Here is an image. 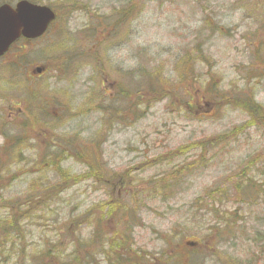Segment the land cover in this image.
I'll return each instance as SVG.
<instances>
[{
  "label": "rangeland",
  "instance_id": "374dc122",
  "mask_svg": "<svg viewBox=\"0 0 264 264\" xmlns=\"http://www.w3.org/2000/svg\"><path fill=\"white\" fill-rule=\"evenodd\" d=\"M31 1L57 8L62 19L0 59V133L10 136L11 148L21 146L15 155L31 159L22 166L27 170L42 164L47 148L77 147L71 157L80 148L70 140L93 137L92 147L103 154L101 170L115 183L106 188L67 158L61 166L76 181L32 209L16 210L17 201H32L28 196L38 188L27 191L28 183L38 175L12 182L10 166L12 175H0V220L6 225L5 218L18 216L23 237H13L0 261L262 264L264 198L254 205L234 186L248 178L264 185V0ZM125 6L135 8L110 33ZM104 37L108 44L98 51L95 42ZM97 52L99 70V57L98 65L90 57ZM143 76L166 83L168 91L155 96L142 87ZM132 86L141 91L136 117L127 112ZM233 98L249 100V110ZM38 107L42 113L32 123ZM18 135L26 141H16ZM32 142L36 148L26 149ZM40 176L59 181L54 172ZM109 203L124 207L112 218ZM77 246L86 249L70 254ZM46 248L59 260L51 254L41 260Z\"/></svg>",
  "mask_w": 264,
  "mask_h": 264
},
{
  "label": "trees",
  "instance_id": "16d2710c",
  "mask_svg": "<svg viewBox=\"0 0 264 264\" xmlns=\"http://www.w3.org/2000/svg\"><path fill=\"white\" fill-rule=\"evenodd\" d=\"M125 7H126L125 9L121 10V13L118 16V18L116 20H114L113 23L111 24V32L110 33H112V31L116 32V30L117 31L120 30V24H122L128 17H130L129 16V10L132 11L131 9L135 8V6H133V7L132 6H125ZM54 9L58 13V21L61 20L62 19V15H61L60 11L57 8H55V7H54ZM110 37L112 38L111 35H110ZM104 38H105L106 41H102L101 42V40H100V41H96L95 42V45L98 44V51H101V47H105L108 44L107 41L109 40V38H107V37H104ZM90 57L95 60V63L97 65H98V58L97 57H99V65L97 66V69L99 70L100 66H101V64L103 62V60L100 57V53L97 52V54H95L94 56H90ZM178 63H180V62H178ZM182 64L184 65L185 62L182 61ZM8 65H5V66H8ZM8 68L13 69L12 65H10ZM99 75H101V74L99 73ZM142 87H147V89L154 90L156 92L154 94L155 96L157 94H159V93H163L164 91H168L166 89V83L159 82V80H154V79H152V77L149 78V76H143ZM138 90L139 89H136V91H135L133 89V86H132V89H128V91H129L128 94H129L130 98H127V103H126L127 104V112L130 113V114H134L135 117L136 116H140V112H141L140 109H138V106H137V103L139 104V102H137L138 101L137 100V94L138 93L140 94V92H141V91L138 92ZM132 94H133V98H131ZM141 94L143 96L145 95V93L143 91H142ZM147 95L148 96H152L150 93H148ZM228 97H225V98H228ZM32 99L34 100L36 98L33 97ZM128 99H130V100H128ZM228 99H230V97ZM234 99H237L239 104H240L239 106H241L245 110H249V107L252 104L246 98H233V100ZM32 103H33V101H32ZM44 104L47 105V102H44ZM111 110H115L117 113H119V115L121 117L123 116V113H122L121 109L117 110L116 107L115 108L108 107L107 111L110 112ZM41 113H42L41 107L35 108V113H34V111L32 109V118H37V120H33L32 119V123L39 121V115ZM111 114L113 115V113H111ZM45 133H46V138L49 141V139H50L49 138L50 137L49 132L48 133L45 132ZM58 138H59L58 141H61V138L60 137H58ZM223 138H225V137H223ZM93 140H94L93 137L90 138V140H89V138L88 139H83V140H81L80 138L75 139V140H70L71 142H74L80 148L79 149L80 152L77 153L76 155L71 156V157H69L72 154L71 152L73 150H77L76 149L77 147L68 146V148H66L65 150L61 149L60 151H54L53 149H48L47 148L48 151L45 152L44 158H40L38 160V161H42V164H34V166L29 168L28 170H27V168H24L22 166L25 163H27L29 160H31V159L29 157H23V155L21 153H19V154L16 153V155H15V153H14L15 150L20 148L21 146L20 147L19 146L12 147L10 149V157H12V161L10 163H5L2 160H0V165L7 164V166H0V175L3 176L4 172H6V173L9 172V174L12 175V169L10 168V166H12L14 164H15V166L13 167V175H12V178H11L12 182L14 180H16L17 178H20L21 176H24V175H38V177L33 178V181H30V184L28 183V187L29 188H28L27 191L35 190L34 189L35 187L38 188V189H36L34 191V193H31V195L28 196V197H31L30 200H32V201H29V200L26 201L27 199H25V201H23V202H21V200L17 201L16 203L13 204V206L16 207V210H17L18 207H20V208L25 207L24 210L32 209L33 208L32 205L38 204L44 197L47 196V194L50 191H52V190L53 191H55V190H61L62 191L63 186H66L67 184L71 185L72 183H74L76 181L77 178L70 171L64 169L61 166V162L60 161H62V160L64 161L67 158H69V159L70 158H72V159L75 158V160L80 162V164H82V166H84L86 168V170L83 169V172H82L84 175H87L88 173L94 174V176L96 177V180L104 183V186L106 188L110 187L111 184H114L115 183V176H106L107 173H105V171L101 170V167L103 166L102 165L103 164V154H102V152H98V150L96 148L92 147ZM16 141H18L20 143H23L26 140H25V138H23V137L18 135ZM35 145H36V143L32 142L30 144L25 145V147H26V149L30 148L31 150H34L36 148ZM180 150H182V149H180ZM180 150H178V151L181 152ZM26 160H28V161L26 162ZM18 163L22 164V165H18L17 166ZM30 163H31V161H30ZM46 172H54L56 174V176H57V179H59V181L54 183V182H50V181H48L46 179L47 181L43 182V180L39 179V178H42L40 176V174L44 175ZM62 179H63V182L60 184ZM240 182H248V183H250V185L252 186L251 189H254L255 191H253V192H245L246 188H249V187H246L245 185L243 187H240L241 186V184L239 185ZM37 183H38V185H37ZM39 183H42V184L40 185ZM96 183H99V182H96ZM239 183L235 184V186H234V189L236 191L235 194L239 193L240 197L243 198V200L254 198L253 200H254V205H255V204H257L256 199L258 200V199H260L262 197L264 198V185L256 183V181H254V180L251 182L250 178L245 179L244 181L239 180ZM237 190H239V191H237ZM227 191L229 192V189L225 190V192H227ZM111 194H115V193L112 192ZM226 195H228V194H226ZM24 197H26V196H24ZM220 197H223V195L221 194ZM225 199H226V197H225ZM27 205H28V207H26ZM13 206L7 204L6 207L9 208V207H13ZM108 206H109V209L107 210L109 212L108 215L113 218L115 216L116 212L118 214V212H119L118 209L124 207V204L116 206V205H113V204L109 203ZM108 206H107V208H108ZM25 212H27V211H23V213H25ZM124 214H125L124 212L120 213V220L119 221L123 220ZM27 215H25V216L27 217ZM28 216H30V215H28ZM17 217L18 216L14 215L13 218L12 217L5 218V221L7 222L6 225L2 224L1 223L2 220H0V254L5 250V247L7 245H13V243H12L13 237H23V232H22L23 230H22V227H20L19 224H18L19 223V221H18L19 219ZM228 229L233 230L235 228L232 225V226H228ZM11 230H12V233H11ZM98 230H99L98 232L102 233L101 229H98ZM92 233L94 235L95 234V230L92 231ZM117 234L118 233H114V232L112 233V240L116 241L118 246H120L121 248H124L123 247L124 243H121L120 241H118L116 239L117 236H119ZM74 248L75 247H73L72 252L70 254H72V253L73 254L74 253L81 254L82 250L86 249V247H85V249H82V246L81 247L77 246V248H76L77 251H74ZM262 250H264V247H262ZM56 252L55 251L51 252V250L47 249V248L43 249L40 252V258H41V260H44V258L49 256L50 254H51V256H53L55 258L56 257ZM261 252L264 253V251H261ZM83 254H87V251H83ZM262 256H264V255H262ZM7 257H8V255H7ZM55 259H58V255H57V258H55ZM2 260L3 261H0V264H5L4 262H6V263L8 262V259H6V261H5V259H2ZM69 261L72 264H78V263H76V259H74L73 257H69ZM60 263H63V261H61ZM60 263H58V264H60ZM50 264H57V263H56L55 260H53V261H51Z\"/></svg>",
  "mask_w": 264,
  "mask_h": 264
},
{
  "label": "water",
  "instance_id": "95a60500",
  "mask_svg": "<svg viewBox=\"0 0 264 264\" xmlns=\"http://www.w3.org/2000/svg\"><path fill=\"white\" fill-rule=\"evenodd\" d=\"M55 19L56 13L51 7L29 0L19 1L15 7L0 6V56L21 36L29 39L42 36Z\"/></svg>",
  "mask_w": 264,
  "mask_h": 264
},
{
  "label": "flooded vegetation",
  "instance_id": "af4514ba",
  "mask_svg": "<svg viewBox=\"0 0 264 264\" xmlns=\"http://www.w3.org/2000/svg\"><path fill=\"white\" fill-rule=\"evenodd\" d=\"M4 57H2V58H4ZM2 132H3V134H1V135H3L5 138H4V141L2 143H0V156H1L0 160H2L5 163H10L12 161V157H10V149H11V146L9 144V137L10 136L6 135L5 131H2ZM148 264H152V263H148Z\"/></svg>",
  "mask_w": 264,
  "mask_h": 264
}]
</instances>
